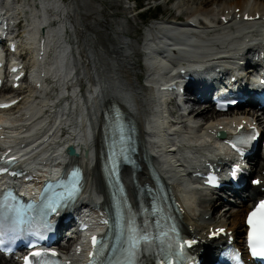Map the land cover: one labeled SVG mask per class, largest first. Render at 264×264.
Returning a JSON list of instances; mask_svg holds the SVG:
<instances>
[{
    "label": "bare ground",
    "instance_id": "6f19581e",
    "mask_svg": "<svg viewBox=\"0 0 264 264\" xmlns=\"http://www.w3.org/2000/svg\"><path fill=\"white\" fill-rule=\"evenodd\" d=\"M28 1L30 0H0V11L4 17L9 14L17 15L19 20L21 16L26 17L27 22L23 31L26 42H21L20 45L30 54L28 62L24 65L36 72L34 80L37 85L34 86V83L31 84L27 79L24 82L25 86L22 84L18 90L7 88L6 90L10 92L0 91L3 97L14 92L17 94L14 99H20L14 111L5 112L1 116L3 118L1 124L7 127L3 134L7 138L8 135L25 134L27 131L24 129L30 124L32 129L28 133L49 127L47 131L49 149L37 159L39 164L47 163L51 156H59L56 160L61 165H67V170L73 164L83 167L87 172L86 196L80 202L94 208L101 206L100 210L104 211L102 200L106 199V194L98 158V138L95 137L94 143L90 145L89 133L93 134L102 128L103 112L112 105H117L134 126L139 144L135 158L141 169H125L123 172L131 198L136 197L137 183L153 184L150 169L156 170L166 180L171 195L178 202L179 216L185 233L192 237L190 239H200L194 247L195 252L200 253L202 245L209 243L202 242L211 233V228L216 230L224 227L237 238L235 245L241 249L245 215L252 207L255 196L261 193V187L255 188L248 183L247 194L241 191L236 193L237 196L245 198L237 201L235 205L228 199L231 203L229 207L219 202V199L206 201L200 192L182 191V185L178 182L182 180L181 177L176 179L177 184L167 178L169 167L173 163L181 162L178 158L183 159L188 168L200 165L204 157H208L206 161L210 162V165L225 166L227 156L223 155L219 145L210 140L213 135L225 133L224 129H238L243 125L241 113L239 111L218 113L212 106L202 109L197 98L191 103L188 97L186 103L191 106L196 123L188 125L187 121L178 117V112H168L167 118L182 120V130L179 133L168 134L167 137L173 141L167 142L166 134L162 132L164 100L161 101L162 96L159 93L164 84L156 81L155 87L151 89L140 86L141 77L138 78L140 73L137 71L138 62L135 58L144 54L146 69H142V75H146L147 81L159 79L158 76L162 77L167 73L166 68L159 66L151 55V52L156 50L162 51V54L168 55L174 61L188 64L192 69L199 67L191 64L197 58L206 62L200 64L201 67L215 65H208L210 63L208 58L239 48L247 42L253 32H260L257 26L264 23V0H166V3L178 2L176 7L181 13L174 19H165L161 25L149 29L139 41L132 35L138 16L115 21L112 23L115 28L109 31L108 22L104 20L106 15L104 13L106 8L102 3L104 0H69V4H66L65 0H41L42 10L36 14ZM117 1L110 0V3L114 7ZM34 2L36 3L35 0ZM7 3H11L14 12L1 8ZM194 3L197 6H194ZM132 9L131 6L125 7V11L131 14ZM213 10L217 12L214 13ZM61 16H65V19L60 25H53L51 29H47L46 24L52 18ZM245 16L252 17L253 21L244 23ZM190 23L196 25L192 26ZM68 30L72 42H68L64 37V32ZM186 30H193L195 33L191 34ZM14 33L15 28L12 29V34ZM261 36L259 33L255 35L254 41H260ZM167 40L180 42L190 50L183 54H170L163 46ZM256 54L258 53H250L248 58L252 59ZM218 62L223 63L221 60ZM221 66L220 72L224 73L227 66L225 63ZM230 68L236 72L237 64L232 63ZM234 72L226 73L228 75L226 77L231 78ZM216 73L215 70L206 68L195 74V88L204 96L218 81ZM237 78V87L245 93L246 89L243 87L247 85ZM71 79L77 81L73 89L74 98L63 100L62 97L68 90ZM55 86H59V96ZM256 121L264 129V118H257ZM71 128L73 136L65 132ZM249 129L252 128L249 126ZM67 139H69L67 145H74L80 151L81 155L78 158L68 159L64 154L66 146L63 144ZM58 142L61 143L57 144ZM173 142L180 144L181 148H178L175 154H168L167 152L173 151L169 150L173 147L171 145ZM94 151L97 154L96 160ZM86 153L88 155H85ZM262 158V154L257 151L252 161L253 175L258 178L262 174L260 169ZM185 170L186 168L184 170L179 168L181 176H184ZM192 172L193 168L190 169V173ZM216 241H212L213 244L209 247L223 242V238L221 237L218 243H215ZM208 258V255L205 256L204 264H209ZM69 260H73V256ZM0 264L16 263L13 259L5 260L0 257Z\"/></svg>",
    "mask_w": 264,
    "mask_h": 264
},
{
    "label": "rangeland",
    "instance_id": "374dc122",
    "mask_svg": "<svg viewBox=\"0 0 264 264\" xmlns=\"http://www.w3.org/2000/svg\"><path fill=\"white\" fill-rule=\"evenodd\" d=\"M37 2V0H35ZM41 2V0H39ZM118 0L114 7L112 6V4L110 3V0H104L102 3L103 5L105 6V16H104V20L106 22H108V29L109 31L111 32L113 28H115V25H113L112 23H114L115 21H118V20H123L125 19L126 17H133V16H137L138 12H134L131 14L129 12H126L125 11V7H135L137 5H139V3L141 4L140 0ZM206 1V0H204ZM66 4H69V0H65ZM199 2H202V1H199ZM28 3L30 4V6L32 7L33 5V1L31 2L28 1ZM32 3V4H31ZM177 3L178 2H173V3H166V0H149L148 2H146L144 4V9L143 11L145 10H149L146 14V17H143V16H140L138 15V18L135 20V26L133 28V33L132 35H134V39L135 40H140L144 37V34L146 31V28L143 27L144 23H146L148 21V19H150L151 17L155 16L157 13H160L161 16L158 18L159 20L160 19H174L175 16L179 15L181 13V10H178L177 9ZM180 3V2H179ZM157 5H161L159 7V10L156 11L155 9H153L155 6ZM194 6H197L196 3L193 4ZM204 6H208V5H204ZM213 7H216L217 5H212ZM33 8V7H32ZM207 8V7H205ZM204 8V9H205ZM214 13L217 12V10H213ZM142 12V11H140ZM35 13V12H34ZM115 15V16H112L111 15ZM62 18L65 19V16H61ZM64 19H62V21H64ZM61 21V22H62ZM25 26V24H24ZM23 31L24 29L21 31V34H23ZM117 39H120V37H117ZM71 42H72V39H71ZM30 57V56H29ZM28 57V59H29ZM28 59L26 60V62H28ZM135 60L138 62V67H137V71L140 73V75H138V78L139 76L141 77L142 74H143V71L142 69L144 70L143 68V64H142V61H141V58H140V55H137V57L135 58ZM139 82H140V86H143V84L141 83V79H139ZM25 86V84H24ZM143 88V87H142ZM23 91H25V89H23ZM2 95V94H0ZM23 97V96H22ZM236 113V112H235ZM264 168V166H261L260 169L262 170ZM226 197H228V199H231L234 201V203H232L233 205H235V203L238 201L237 200V197L236 196H228L226 195ZM229 203V202H228Z\"/></svg>",
    "mask_w": 264,
    "mask_h": 264
},
{
    "label": "water",
    "instance_id": "95a60500",
    "mask_svg": "<svg viewBox=\"0 0 264 264\" xmlns=\"http://www.w3.org/2000/svg\"><path fill=\"white\" fill-rule=\"evenodd\" d=\"M67 152H68V155L71 157H77L78 156L76 150L73 147H70Z\"/></svg>",
    "mask_w": 264,
    "mask_h": 264
},
{
    "label": "trees",
    "instance_id": "16d2710c",
    "mask_svg": "<svg viewBox=\"0 0 264 264\" xmlns=\"http://www.w3.org/2000/svg\"><path fill=\"white\" fill-rule=\"evenodd\" d=\"M147 0H142L143 3H145Z\"/></svg>",
    "mask_w": 264,
    "mask_h": 264
}]
</instances>
